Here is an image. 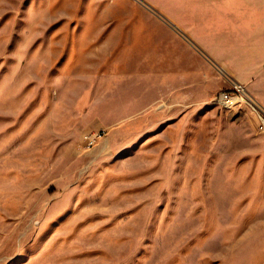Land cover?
<instances>
[{
    "label": "rangeland",
    "instance_id": "374dc122",
    "mask_svg": "<svg viewBox=\"0 0 264 264\" xmlns=\"http://www.w3.org/2000/svg\"><path fill=\"white\" fill-rule=\"evenodd\" d=\"M164 2L0 0V264H264V133Z\"/></svg>",
    "mask_w": 264,
    "mask_h": 264
},
{
    "label": "crops",
    "instance_id": "0c3cea01",
    "mask_svg": "<svg viewBox=\"0 0 264 264\" xmlns=\"http://www.w3.org/2000/svg\"><path fill=\"white\" fill-rule=\"evenodd\" d=\"M189 5L187 9L185 0H165V15H171L218 69L259 100L264 86V0H191ZM174 28L167 31L173 38L164 49L169 80L177 86L189 55L197 52Z\"/></svg>",
    "mask_w": 264,
    "mask_h": 264
},
{
    "label": "built area",
    "instance_id": "2783aa9c",
    "mask_svg": "<svg viewBox=\"0 0 264 264\" xmlns=\"http://www.w3.org/2000/svg\"><path fill=\"white\" fill-rule=\"evenodd\" d=\"M230 86L220 90L215 96L214 101L219 105L230 108L239 104H246L255 113L258 120V128L264 133V105L261 104L248 90V88L241 82L229 80ZM101 133L86 134L84 139L89 144L95 143L100 137Z\"/></svg>",
    "mask_w": 264,
    "mask_h": 264
}]
</instances>
